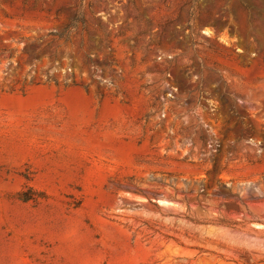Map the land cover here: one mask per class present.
I'll use <instances>...</instances> for the list:
<instances>
[{
    "label": "rangeland",
    "instance_id": "rangeland-1",
    "mask_svg": "<svg viewBox=\"0 0 264 264\" xmlns=\"http://www.w3.org/2000/svg\"><path fill=\"white\" fill-rule=\"evenodd\" d=\"M0 264H264V0H0Z\"/></svg>",
    "mask_w": 264,
    "mask_h": 264
},
{
    "label": "trees",
    "instance_id": "trees-1",
    "mask_svg": "<svg viewBox=\"0 0 264 264\" xmlns=\"http://www.w3.org/2000/svg\"><path fill=\"white\" fill-rule=\"evenodd\" d=\"M23 200H28V199H23Z\"/></svg>",
    "mask_w": 264,
    "mask_h": 264
}]
</instances>
